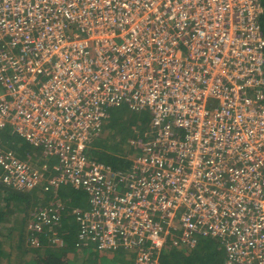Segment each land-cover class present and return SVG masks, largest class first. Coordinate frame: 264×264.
I'll use <instances>...</instances> for the list:
<instances>
[{
    "label": "built area",
    "instance_id": "2783aa9c",
    "mask_svg": "<svg viewBox=\"0 0 264 264\" xmlns=\"http://www.w3.org/2000/svg\"><path fill=\"white\" fill-rule=\"evenodd\" d=\"M263 12L262 0H0V133L59 159L45 181L0 135V184L84 190L79 236L134 264L201 238L222 243L225 264H264ZM124 104L151 123L114 168L90 144Z\"/></svg>",
    "mask_w": 264,
    "mask_h": 264
},
{
    "label": "trees",
    "instance_id": "16d2710c",
    "mask_svg": "<svg viewBox=\"0 0 264 264\" xmlns=\"http://www.w3.org/2000/svg\"><path fill=\"white\" fill-rule=\"evenodd\" d=\"M262 3L264 5V0H262ZM260 21L264 30V12L261 16ZM110 119H113L112 116ZM102 132L103 126L101 127L99 134L95 136L96 138L94 142L100 140L103 143H108V141L102 138ZM0 135L3 137V147L14 151L24 159H28L34 165L36 164V166L43 171V178L45 181L56 173L55 166L59 163L58 157L45 156L40 148L32 146L27 141L26 142L29 145L26 143H19L20 141L14 139L15 135L8 130L3 131L2 133H0ZM24 144L27 145V148H23ZM30 145L33 147L32 149ZM94 148H90V154H92L95 150H98V148L95 150ZM108 148L109 146L107 145L99 148L100 155H104L103 157L108 158L110 161L119 160V158L116 157L114 153H112L113 151ZM91 157L93 156L91 155ZM99 158L100 157H97L95 159L101 161V159ZM102 162L108 163L116 168L109 162ZM121 162L122 167H127L129 159L123 160ZM62 185L57 189L50 187V189L48 188V190H46V186H48L47 183L42 184L41 182L31 190H10L11 193L7 197H3L0 194L1 237H4L3 232H1L4 222L9 227L7 228L8 233L13 234V232L17 230L18 219H15L17 208L14 205L20 204L19 202L26 201L27 204H29L28 213L25 212L24 214V217L26 215L27 218L25 227L26 239L23 236V233H17L18 241L14 246L20 248L21 252H24V250L27 249L31 255H36V258L34 260L28 262V259H26L27 257L16 254L14 259L15 262H12L13 260H11V257L14 255L12 254V252H9L7 256L10 257L9 260L11 261H9L8 264H91L92 257L95 255V252L92 250H96V246H94V244L90 240H86L85 238H81L79 236L82 231V224L80 223L81 221L79 220L78 214L76 213L77 210L85 211L89 209L90 201L89 207L87 209L82 208L80 206L81 199L78 197V193L84 190L78 189L72 185L63 188ZM33 195L41 198L42 203H37L35 201L34 203L30 202V196ZM55 198L62 203L61 206H57L56 204L52 205V202L56 201ZM46 207L52 208V212L57 213L59 218L54 223L43 226L42 231H33L30 227V224L35 221L38 212ZM6 216L7 218H5ZM34 237L38 239V244H35L33 242ZM210 239L217 241L219 244L221 243L214 238H201L198 241V244L195 247L191 248L196 253H198V256H200L199 259L203 264H225L226 250L224 246H222L221 243L220 246L222 248L217 249L216 243H210ZM1 244L2 243H0V247ZM170 244L172 243H168V245ZM77 248H79L80 251H77ZM123 252H128L133 256V253L130 251L121 249L118 250L114 257L117 259L118 264H132L131 261H128L126 259ZM33 257L31 259H33ZM161 257L163 258L162 255ZM164 257L166 258V256ZM100 259L102 260V258ZM180 263L181 259L179 264ZM160 264H162V260Z\"/></svg>",
    "mask_w": 264,
    "mask_h": 264
},
{
    "label": "rangeland",
    "instance_id": "374dc122",
    "mask_svg": "<svg viewBox=\"0 0 264 264\" xmlns=\"http://www.w3.org/2000/svg\"><path fill=\"white\" fill-rule=\"evenodd\" d=\"M109 116L106 119L105 124L103 125V132H102V138L108 143H103L100 140L95 141L94 137L91 141V148H94L98 150H95L91 155L95 158L100 157L101 161H106L111 164H113L116 168L122 167L123 160L133 158L136 156V154H132L134 152L133 149V142L136 141L138 138L142 137L144 132L149 129L150 123H151V115L149 112L144 110H132L127 106L126 104L109 110ZM112 116L113 119H110ZM15 140L20 141L19 143H26L28 144L22 137L19 135L14 136ZM24 144L23 148H27V145ZM29 145V144H28ZM109 146L110 150L113 151L112 153L115 154L116 157L119 158V160H109L106 157H103L104 155H100V149L102 146ZM31 149L33 148L30 145ZM108 148V149H109ZM103 157V158H101ZM71 184H63L62 187H69ZM15 190L14 188L0 184V194L3 197H7L11 191ZM78 197L81 199L80 206L82 208L87 209L89 207V197L86 192L80 191L78 193ZM7 201V200H5ZM30 202H40L42 203L41 198H38V196L33 195L30 196ZM20 204H15L14 206L17 208L15 219L17 218V230L13 232V235L16 233H23V236L26 239V215L24 217L25 212L28 213L29 204H27L26 201L19 202ZM7 218V216L5 217ZM6 221V220H5ZM9 228L5 222L3 223L2 229ZM7 231V230H6ZM212 244L217 245V249H221L222 247L220 244L210 239ZM179 241V240H178ZM222 245V244H221ZM169 246V247H168ZM166 246L165 248L169 250H173L178 252V255L176 256L177 263L179 264H203L200 261V256H198V253H196L189 245L182 243L181 241L178 242V245L170 244ZM223 246V245H222ZM167 249L162 253L163 258L161 257L162 264H168L167 259L164 257L167 254ZM77 251H80L79 248L76 249ZM99 252H96L95 255L92 257L91 264H118V261L115 257L116 252H109L111 254H105L106 256H100L98 255ZM108 253V252H104ZM98 255V256H97ZM102 258V260L100 259ZM183 260V261H182ZM3 264V262H2Z\"/></svg>",
    "mask_w": 264,
    "mask_h": 264
},
{
    "label": "crops",
    "instance_id": "0c3cea01",
    "mask_svg": "<svg viewBox=\"0 0 264 264\" xmlns=\"http://www.w3.org/2000/svg\"><path fill=\"white\" fill-rule=\"evenodd\" d=\"M57 198V197H56ZM55 198V200L56 201H54V202H52V205H55V203L56 202H58L59 200L58 199H56ZM60 202V201H59ZM1 229V228H0ZM7 229H2L1 230V232H3V234H4V237H1V234H0V243H2L1 244V247H0V264H2V262H3V264H8V262L9 261H11V260H13L12 262H15V256H16V254H18V255H21V256H23V257H27L26 259H28V262H30V261H32V260H34L35 258H36V255H34V257H33V255H31L30 254V252L27 250V249H25L24 250V252H21V249L20 248H17L16 246H14L16 243H17V241H18V236H17V234L15 233L14 234V236H12L13 234H10V233H8L7 231H6ZM26 245V244H25ZM174 246H175V244H173ZM169 247V246H168ZM28 248V247H27ZM167 248H164L163 249V251H162V253L166 250ZM92 251H94L95 253L96 252H99L98 253V255H102V256H106L105 254H111V253H104V251H98L97 249L96 250H92ZM9 252H12V254L14 255V256H12L11 257V260H9L10 259V257L9 256H7V254L9 253ZM124 253V256L126 257V259L128 260V261H131V263L132 264H134V253H133V256L130 254V253H128V252H123ZM162 253H161V255H162ZM175 254H177L178 255V252H176V251H173V250H169V249H167V254H166V259H167V261L166 262H168V264H177V259H176V256L177 255H175ZM97 255V256H98ZM9 257V258H8ZM33 257V259H31ZM11 262V263H12ZM161 262V261H160Z\"/></svg>",
    "mask_w": 264,
    "mask_h": 264
}]
</instances>
